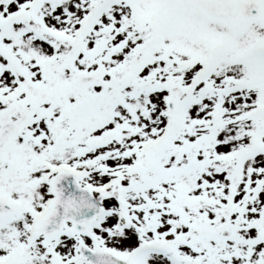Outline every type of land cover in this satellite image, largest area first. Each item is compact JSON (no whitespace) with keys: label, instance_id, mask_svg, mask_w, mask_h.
Segmentation results:
<instances>
[{"label":"snow or ice","instance_id":"1","mask_svg":"<svg viewBox=\"0 0 264 264\" xmlns=\"http://www.w3.org/2000/svg\"><path fill=\"white\" fill-rule=\"evenodd\" d=\"M0 264H264V0H0Z\"/></svg>","mask_w":264,"mask_h":264}]
</instances>
